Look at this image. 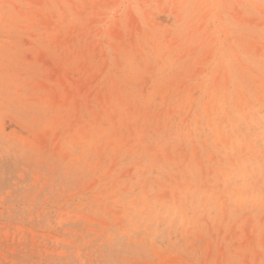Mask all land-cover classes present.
I'll return each instance as SVG.
<instances>
[{
	"label": "rangeland",
	"instance_id": "obj_1",
	"mask_svg": "<svg viewBox=\"0 0 264 264\" xmlns=\"http://www.w3.org/2000/svg\"><path fill=\"white\" fill-rule=\"evenodd\" d=\"M0 264H264V0H0Z\"/></svg>",
	"mask_w": 264,
	"mask_h": 264
}]
</instances>
